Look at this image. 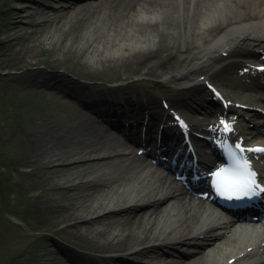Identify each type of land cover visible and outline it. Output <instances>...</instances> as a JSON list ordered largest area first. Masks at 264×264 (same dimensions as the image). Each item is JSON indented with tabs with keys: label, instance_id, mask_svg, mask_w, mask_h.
Returning a JSON list of instances; mask_svg holds the SVG:
<instances>
[{
	"label": "bare ground",
	"instance_id": "6f19581e",
	"mask_svg": "<svg viewBox=\"0 0 264 264\" xmlns=\"http://www.w3.org/2000/svg\"><path fill=\"white\" fill-rule=\"evenodd\" d=\"M0 6L6 21L0 31V59L9 56L8 46L17 44V53L24 57L19 66L30 71V91L21 89V101L12 100L13 106L23 103L35 109L19 117L22 126L9 124L6 138L24 149L20 156L11 155L12 160L31 165V172L38 174L40 179L29 185L41 191L37 206L48 207L46 218L51 223L64 224L52 230L72 245L45 239L34 264L228 263L235 255V237L249 227L227 225L228 234L218 228L215 217L201 214L202 203L177 201L174 185L166 177L160 185L143 181L139 169L145 158L123 164L118 148L124 141L115 130L129 131L130 136L133 132L118 124L110 130L96 123L91 116L96 101H137L141 110L135 117L148 112L154 119L150 132L169 122V116L164 119L165 112L151 92L142 97L133 90L131 97L123 86L106 88L95 73L105 65H121L127 79L132 74L149 75L158 67L164 70L159 76L172 82L198 78L202 74L198 71L223 61L213 75L226 80V93H238L241 89L228 77L238 63L250 58L255 62L256 50L264 49V0H4ZM59 67L64 73L58 72ZM8 88L15 90L17 85ZM203 89L202 84L185 87L201 102ZM80 93H88L84 108L73 113L61 115L42 104L45 98L64 110L74 102L70 97ZM240 94L242 102L250 100L249 94ZM252 95L253 102L264 100L256 91ZM192 101L182 97L180 105L192 107ZM112 115L121 117L123 112ZM253 119L256 127L264 126V120ZM134 128L136 134L141 129ZM167 129L182 140L180 127L168 124ZM72 176L78 177L77 183ZM9 179L20 190L27 189L23 178ZM4 186L0 185L3 196ZM93 233L106 236L104 243L91 244ZM260 240L263 237L256 242ZM254 241L244 242L243 249ZM91 250L98 254L84 257ZM263 261L264 253L251 248L245 259L233 264Z\"/></svg>",
	"mask_w": 264,
	"mask_h": 264
},
{
	"label": "rangeland",
	"instance_id": "374dc122",
	"mask_svg": "<svg viewBox=\"0 0 264 264\" xmlns=\"http://www.w3.org/2000/svg\"><path fill=\"white\" fill-rule=\"evenodd\" d=\"M4 0H0V5ZM61 3H65V0H61ZM5 18L2 15V7L0 6V31L5 24ZM66 40L63 41V44ZM10 54L5 59H0V74L4 76V80L0 82V104L4 105V110L0 105V185L5 188V196L0 195V264H34L37 256L36 252H41L45 239H53L63 245L69 244L68 238L60 234L54 233L52 228L61 227L63 223H51L46 216L48 215L47 206H37L36 195L40 194L39 189L30 187L31 182H37L40 177L38 174L31 172L32 166L16 165L11 155H22L24 149L17 143L6 138L9 132V124L12 122L18 123L19 117L26 115L35 109H32L30 105H24L23 103L15 107L13 102L21 101V97L18 95L21 89L30 91V71H26L27 67H20L19 64L24 60L22 55L17 53V44L8 46ZM94 51L89 53V56ZM29 58V57H28ZM197 62L195 60L193 63ZM222 62L217 63V65ZM217 65H210L202 71L206 75H212L217 71ZM44 67V65H41ZM59 73H64L63 68H58ZM50 70V72H52ZM164 70L162 68H154L153 72L149 75H131L125 79V74L121 65L103 66L98 69L95 76L98 78V82H105L106 88L114 86H123L124 91L127 94L128 91L138 90L140 93H146L148 90L161 95L164 91L170 89L181 88V85L185 79H177L174 82L169 83L163 76H159ZM193 78V77H192ZM216 83L224 84L222 80H216L212 77ZM191 79V77H190ZM187 81V80H186ZM89 85H93L94 81L88 80ZM10 84L17 85V88L13 91L8 87ZM221 84V86L223 85ZM18 91V92H17ZM172 93L171 91H169ZM17 94V95H16ZM16 95V96H15ZM88 93H80L78 95H72V100L82 99L87 97ZM162 96V95H161ZM43 106L47 107L51 111H58L61 115L73 113L79 111L81 107L75 102L71 101L67 107L62 110L59 106L48 102L43 98ZM59 107V108H58ZM196 113L195 115H197ZM6 139L5 143L4 140ZM19 172H27V175L21 177ZM13 177L22 180L26 190H20L18 184L11 182L9 177ZM55 179H58L56 177ZM78 177L72 176L71 181L78 182ZM58 195V194H57ZM91 244L101 245L104 243L106 236L99 235L97 233L90 234ZM72 246V245H71ZM98 254L95 250L87 251L83 255L86 258L93 257ZM104 254H109L105 252ZM135 260V259H134ZM137 261V260H136Z\"/></svg>",
	"mask_w": 264,
	"mask_h": 264
},
{
	"label": "snow or ice",
	"instance_id": "6c2138e0",
	"mask_svg": "<svg viewBox=\"0 0 264 264\" xmlns=\"http://www.w3.org/2000/svg\"><path fill=\"white\" fill-rule=\"evenodd\" d=\"M226 133L233 131L230 123L221 121ZM235 152L232 153L230 165L222 168L214 175L216 177V190L221 197L227 200H243L264 193V184L258 178V173L253 167L248 153L264 155V146L245 148L240 143L234 144Z\"/></svg>",
	"mask_w": 264,
	"mask_h": 264
}]
</instances>
